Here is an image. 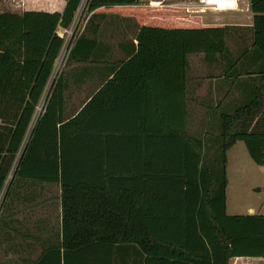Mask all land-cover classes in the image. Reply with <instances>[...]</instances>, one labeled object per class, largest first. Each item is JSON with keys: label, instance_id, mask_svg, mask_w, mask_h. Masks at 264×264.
Here are the masks:
<instances>
[{"label": "trees", "instance_id": "obj_1", "mask_svg": "<svg viewBox=\"0 0 264 264\" xmlns=\"http://www.w3.org/2000/svg\"><path fill=\"white\" fill-rule=\"evenodd\" d=\"M81 1L65 0L61 12L0 13V194L62 48L63 39L56 30L70 26ZM249 4L254 44L264 55V0H249ZM85 8L87 13L99 10L133 16L140 25L137 49L69 120L62 118L61 78L50 90L13 174L14 179L57 183L61 190L62 240L33 264H114V248L128 244L139 247L145 264H229L232 257L264 256V217L229 216L225 210L227 150L242 141L253 162L264 166V109L259 90L247 104L220 115V165L203 159V142L186 134L184 108L180 110L179 124L169 135L183 142L188 156L184 168L193 172V185L203 190L201 196L194 190L192 208L157 212L152 206L159 181L155 173L148 171L145 179L126 177L123 165L114 163L111 168L102 160L105 165H91L93 170L100 168L91 174L88 166L79 171L74 163L93 151L95 112L138 95L142 87L146 96H152L150 86L158 80L182 92L187 56L223 54L228 26L205 23L181 9L144 6L140 0H87ZM93 15L75 40L68 61L89 60L95 40L86 32L97 30V25L89 30ZM81 42L88 44L86 50L80 49ZM106 151L104 147L103 159ZM91 197L96 200L93 205Z\"/></svg>", "mask_w": 264, "mask_h": 264}, {"label": "crops", "instance_id": "obj_2", "mask_svg": "<svg viewBox=\"0 0 264 264\" xmlns=\"http://www.w3.org/2000/svg\"><path fill=\"white\" fill-rule=\"evenodd\" d=\"M50 1L30 0V3L39 5L22 12L63 10L65 0H57L55 8L51 7ZM86 1H81L68 28L74 25L75 18L84 9ZM247 2L244 5L243 0L242 7L239 5V10L234 12L241 13L236 17V22H223L228 26L229 44L228 47L226 43L227 49L223 54L193 53L187 56L182 92L176 88H167L163 85L164 80H158L150 86L152 96H146V88L142 87L138 95L127 96L121 103L95 112L92 129L96 130V133L90 141L93 151L89 156L75 160L79 171L86 170L88 166L91 174H94L100 168L98 166L97 170H93L91 165L103 163L102 160L111 165V168H114V163L117 166L123 165L121 171L126 177L137 175L140 179H145L149 171L155 173L159 180L154 190L152 205L157 212L164 214L194 206V190H198L200 196L203 195V190L201 186L197 188L193 185V172L189 174L190 171L184 168L188 156L185 154L183 142L178 137L169 135L173 126L177 128L179 124L180 110L184 108L186 134L202 140L203 159L214 164L212 158L215 152L209 157H204L203 153L206 146L214 143L212 140L219 127L216 125L213 130L204 133V126H199L200 118L213 113H232L250 102L258 90L264 109V55L254 44L253 13L249 8V0ZM22 12L13 11L17 14ZM93 13L89 30L94 28V25H97V30L94 34H90L88 30L86 32L87 37L95 40L89 60L80 61L73 58L67 61L63 70L67 66L68 76L64 77L63 70L56 77L51 73L38 103L40 106L47 102L50 90L57 79L61 78L63 120L73 118L88 100L113 78L118 66L129 59L137 49L136 36L140 25L133 16L97 10L86 14L87 21ZM231 33L235 35L233 44L230 43ZM74 43L73 41V46ZM84 43L79 45L81 50L88 47V44ZM62 49L63 46L59 54ZM181 98L183 103H180ZM36 120L37 109L22 144H26ZM211 132L216 134L212 135ZM239 142H235L227 150L226 159ZM95 147L98 149H94ZM104 147L107 151L103 159ZM100 149L102 153H99ZM190 177L191 185L188 186L186 181ZM29 186L28 184L24 190H2L0 194V264H33L48 248L59 245L62 240L61 190H32L33 185ZM251 188L254 190H229L227 179V215L264 217V190H258L259 187ZM185 190H189V194H186ZM210 194L208 191L206 195ZM91 200V205L96 203L93 197ZM113 262L145 264V255L136 245H122L114 248ZM229 264H264V256L232 257Z\"/></svg>", "mask_w": 264, "mask_h": 264}, {"label": "rangeland", "instance_id": "obj_3", "mask_svg": "<svg viewBox=\"0 0 264 264\" xmlns=\"http://www.w3.org/2000/svg\"><path fill=\"white\" fill-rule=\"evenodd\" d=\"M30 0H0V13L1 12H22L23 10L32 7L38 6L39 3H30ZM38 1V0H36ZM248 0H244V5ZM51 7L55 8L57 5V0L50 1ZM242 7V3L239 4ZM243 5V7H244ZM241 15V13H234V12H226V13H213L207 12L202 14L201 20L206 23H233L236 22V17ZM79 19V16H78ZM77 20V17H76ZM80 20V19H79ZM228 34L226 35V43L229 47L227 42ZM235 35L231 33L230 36V43L233 44ZM233 48V45H231ZM69 70L67 66L63 70V75L68 76ZM218 111V110H217ZM226 111V110H225ZM222 111V112H225ZM224 114V113H222ZM228 114V113H225ZM199 126H204V133L213 130V128L217 125L219 128L217 130V134L215 135L214 132H211L214 136L212 140V145L206 146V150L203 153L204 157L212 156L215 152V156L212 158L214 161H217L220 165L221 159V152H220V127H221V119L219 114H210L205 115L200 118ZM209 133L207 134V136ZM25 146V142L22 144L20 150L16 155V159L12 165V168L8 174L5 186L3 190H24L26 189L27 185H33L32 190H60V187L57 183H48V182H40L34 179H27L22 176H17L15 179L13 177L15 168L17 166V160L20 157L23 147ZM225 174L226 178L229 180V190H254L251 187H259L258 190H264V168L259 167L256 165L253 160L250 158L246 147L242 141L238 143L229 153L226 159L225 164ZM14 179V180H13ZM11 181L13 183L11 184ZM27 184V185H26ZM11 185V186H10ZM25 188H24V187ZM29 186V187H30ZM10 187V188H9ZM31 189V188H29ZM257 190V189H256Z\"/></svg>", "mask_w": 264, "mask_h": 264}, {"label": "built area", "instance_id": "obj_4", "mask_svg": "<svg viewBox=\"0 0 264 264\" xmlns=\"http://www.w3.org/2000/svg\"><path fill=\"white\" fill-rule=\"evenodd\" d=\"M243 0H140V4L150 7H164L184 10L189 15L201 16L207 12L226 13L239 10V4ZM86 5V4H85ZM87 10L79 13V19L75 18V23L71 28L59 26L56 30L57 35L63 39V49L57 57L52 70V76H58L68 61L73 41L80 36L87 23ZM46 104V103H45ZM45 104L37 106V118L43 112Z\"/></svg>", "mask_w": 264, "mask_h": 264}]
</instances>
